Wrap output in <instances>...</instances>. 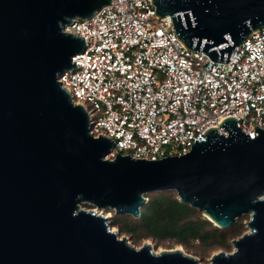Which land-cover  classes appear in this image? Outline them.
Masks as SVG:
<instances>
[{"label": "water", "instance_id": "1", "mask_svg": "<svg viewBox=\"0 0 264 264\" xmlns=\"http://www.w3.org/2000/svg\"><path fill=\"white\" fill-rule=\"evenodd\" d=\"M110 3L0 0V264H204L179 248L136 246L98 212L140 217L147 193L168 190L219 228L249 215V231L210 264H264V129L251 138L227 117L187 153L109 158L113 141L90 133L87 112L61 87L85 46L66 26ZM151 3L186 48L217 62L264 25V0Z\"/></svg>", "mask_w": 264, "mask_h": 264}, {"label": "built area", "instance_id": "2", "mask_svg": "<svg viewBox=\"0 0 264 264\" xmlns=\"http://www.w3.org/2000/svg\"><path fill=\"white\" fill-rule=\"evenodd\" d=\"M155 10L151 0H111L66 26L85 46L58 81L90 133L113 141L111 158L147 160L187 153L227 117L254 138V126L264 129V25L217 62L186 48Z\"/></svg>", "mask_w": 264, "mask_h": 264}, {"label": "rangeland", "instance_id": "3", "mask_svg": "<svg viewBox=\"0 0 264 264\" xmlns=\"http://www.w3.org/2000/svg\"><path fill=\"white\" fill-rule=\"evenodd\" d=\"M107 157L111 158L110 154H108ZM168 192L175 193L177 196V193L173 190H168ZM150 193L152 194L158 192H149L147 194ZM146 195L145 197L147 198V203L149 197ZM84 206L87 208H95L91 204L90 206ZM142 207L143 206H141V208ZM197 211L198 212L192 216L193 219H207L210 221L201 211L198 209ZM98 212H101L104 216L110 218L111 228L117 231L120 237H127L129 241L136 246H140L143 242H148L155 251L179 248L186 254L198 259L204 264H210L212 256L220 251L231 252L234 248L232 240L249 231L247 222L250 217L248 214H243L238 217L237 221L233 225L226 228H219L211 221V223H206L205 229L207 230L210 228L214 229L215 227L218 228L214 232V236L210 238L205 240L191 239L187 242H180L176 238L159 239L158 237L148 235L150 232L144 221H141L139 217H134L131 214H116L114 209L109 207L101 209ZM222 232H224L225 235L221 236Z\"/></svg>", "mask_w": 264, "mask_h": 264}, {"label": "trees", "instance_id": "4", "mask_svg": "<svg viewBox=\"0 0 264 264\" xmlns=\"http://www.w3.org/2000/svg\"><path fill=\"white\" fill-rule=\"evenodd\" d=\"M148 202L140 210L141 221L149 229V234L159 239L176 238L180 242L191 239L205 240L214 236L217 227L205 229L207 219H193L197 209L179 201L175 193L161 191L150 193ZM84 205L90 206L85 203ZM225 235L224 232L221 236Z\"/></svg>", "mask_w": 264, "mask_h": 264}, {"label": "bare ground", "instance_id": "5", "mask_svg": "<svg viewBox=\"0 0 264 264\" xmlns=\"http://www.w3.org/2000/svg\"><path fill=\"white\" fill-rule=\"evenodd\" d=\"M112 230H114V229H112Z\"/></svg>", "mask_w": 264, "mask_h": 264}]
</instances>
